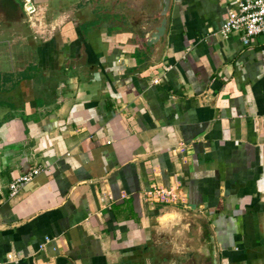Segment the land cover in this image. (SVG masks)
Listing matches in <instances>:
<instances>
[{"label": "crops", "instance_id": "obj_1", "mask_svg": "<svg viewBox=\"0 0 264 264\" xmlns=\"http://www.w3.org/2000/svg\"><path fill=\"white\" fill-rule=\"evenodd\" d=\"M234 0H0L5 264H264V33ZM156 185L176 203L147 202Z\"/></svg>", "mask_w": 264, "mask_h": 264}, {"label": "built area", "instance_id": "obj_2", "mask_svg": "<svg viewBox=\"0 0 264 264\" xmlns=\"http://www.w3.org/2000/svg\"><path fill=\"white\" fill-rule=\"evenodd\" d=\"M232 32L242 33L244 45L250 44L251 40L264 33V0H234V4L228 7L227 16L219 29L223 37ZM43 167L36 166L23 175L18 176L8 186L7 193L0 190V204L13 196L35 175L39 174ZM147 202L176 203L180 200L172 187L156 185L143 194ZM0 264H5L0 262Z\"/></svg>", "mask_w": 264, "mask_h": 264}, {"label": "water", "instance_id": "obj_3", "mask_svg": "<svg viewBox=\"0 0 264 264\" xmlns=\"http://www.w3.org/2000/svg\"><path fill=\"white\" fill-rule=\"evenodd\" d=\"M169 2H170V0H160V5L162 7L161 15L164 17L162 18L160 23L154 28V30H152L151 32L146 34L148 45H152V44L156 43L158 40H160L163 37V35L165 33V29H166L165 15H166V12H167L168 7H169ZM170 264H175V263L171 262Z\"/></svg>", "mask_w": 264, "mask_h": 264}]
</instances>
